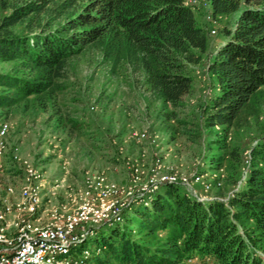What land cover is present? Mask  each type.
Here are the masks:
<instances>
[{"label": "trees", "instance_id": "16d2710c", "mask_svg": "<svg viewBox=\"0 0 264 264\" xmlns=\"http://www.w3.org/2000/svg\"><path fill=\"white\" fill-rule=\"evenodd\" d=\"M206 1L215 20L236 15L209 63L216 93L203 109L208 131L225 130V140L216 141L224 152L229 131L247 127L264 108V0ZM0 11V64H14L0 73L1 110L62 91L68 62L93 46L141 71L153 94L179 108L193 90L188 68L209 48L185 0H0ZM19 25L29 33L16 34ZM231 158L242 161L235 150ZM244 163L227 200L201 201L166 185L122 225L99 229V263L264 264V136Z\"/></svg>", "mask_w": 264, "mask_h": 264}, {"label": "rangeland", "instance_id": "374dc122", "mask_svg": "<svg viewBox=\"0 0 264 264\" xmlns=\"http://www.w3.org/2000/svg\"><path fill=\"white\" fill-rule=\"evenodd\" d=\"M193 11L197 25L208 34L209 48L200 64L189 66L193 90L179 108L153 94L141 71L125 60L107 59L100 46H93L68 62L66 78L59 81L62 91L42 101L0 109V121L11 125L6 154L0 159V195L9 185L20 188L27 162L45 172L44 200L49 211L62 205L72 209L84 196L85 179L99 175L117 185L118 199L126 201L129 193L137 192L151 177L156 159L161 157L157 179L201 176L194 184L197 194L227 200L244 178L250 148L264 136V108L247 127L229 131V149L222 152L216 141L225 140V130L208 131L203 109L216 93L209 63L227 40L224 31L234 29L236 15L213 22L208 19L211 8L202 5ZM3 13L0 11V19ZM13 31L29 33L24 25ZM13 68L11 63L0 64V73H10ZM142 133L149 139L141 142L137 135ZM16 147L21 162L12 161ZM233 150L242 161L231 158ZM133 165L142 172L137 183L132 181ZM205 185L211 187L208 194H204ZM86 247L96 253V239L89 240ZM101 259L102 252L94 261ZM190 263L202 264L197 258Z\"/></svg>", "mask_w": 264, "mask_h": 264}, {"label": "built area", "instance_id": "2783aa9c", "mask_svg": "<svg viewBox=\"0 0 264 264\" xmlns=\"http://www.w3.org/2000/svg\"><path fill=\"white\" fill-rule=\"evenodd\" d=\"M187 6L197 9L202 5L210 10L206 0H185ZM213 21L212 14L208 16ZM216 34L215 30L211 31ZM11 131L9 122L0 121V159L7 150V138ZM144 142L146 133L137 135ZM153 142H156L155 140ZM13 162H21L18 147L11 155ZM162 166L161 157L156 159V168L138 194L129 193L126 201H120V189L104 175L87 178L84 181V196L76 205H62L50 210L44 200L45 172L43 168L24 163L22 185L7 186L0 195V264H100L86 245L101 228L122 225L126 216L138 205H148L150 198L166 185H180L187 193L201 201H209L208 195L197 194L194 184L202 177L157 179ZM132 181L138 182L142 172L132 166ZM57 183V182H55ZM1 187V177H0ZM204 194L210 192V185L203 187ZM213 200V199H210Z\"/></svg>", "mask_w": 264, "mask_h": 264}]
</instances>
